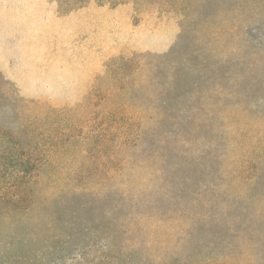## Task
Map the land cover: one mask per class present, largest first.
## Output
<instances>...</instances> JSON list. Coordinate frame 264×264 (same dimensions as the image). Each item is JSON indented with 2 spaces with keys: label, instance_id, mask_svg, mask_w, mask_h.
<instances>
[{
  "label": "rangeland",
  "instance_id": "obj_1",
  "mask_svg": "<svg viewBox=\"0 0 264 264\" xmlns=\"http://www.w3.org/2000/svg\"><path fill=\"white\" fill-rule=\"evenodd\" d=\"M62 1L0 0V264H255L264 0Z\"/></svg>",
  "mask_w": 264,
  "mask_h": 264
},
{
  "label": "trees",
  "instance_id": "obj_2",
  "mask_svg": "<svg viewBox=\"0 0 264 264\" xmlns=\"http://www.w3.org/2000/svg\"><path fill=\"white\" fill-rule=\"evenodd\" d=\"M82 6L84 7L86 5H82ZM108 6L115 7L116 5H108ZM230 206H232L231 208L232 212L230 216L232 218L235 217V220L234 222L232 221V223H229L226 220L225 223L226 227L223 228L222 231L227 235H233V239L235 238L237 239V241L239 240L240 242L237 243L238 246L233 245L231 244V242H233V239L231 238V239L223 240V242H221L219 246L229 248L230 250L232 249V247L239 248L238 259H237L238 263L242 262L245 259L249 260V258H252V260L255 261V264H264V239L263 238L261 239V237H259L258 232L251 230L252 227L251 229H249V227H245V229H242V226L246 224V220L242 217L244 216L243 215L244 211H242L241 209V213H239L240 220H238L239 219L238 212L236 211L235 207L231 205V203L229 204V207ZM242 239L245 241H242ZM245 249L248 250V252H246ZM228 251L229 250L227 249V253L222 256L214 257L209 260L204 259L206 261H202L201 264H235L234 259H232L231 256L228 254ZM103 262L106 263L107 260L106 261L103 260ZM187 264H189V262H187Z\"/></svg>",
  "mask_w": 264,
  "mask_h": 264
}]
</instances>
